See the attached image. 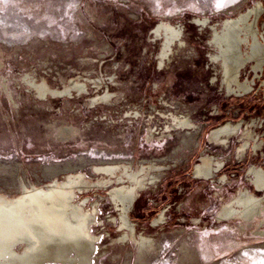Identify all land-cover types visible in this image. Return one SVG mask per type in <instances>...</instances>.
<instances>
[{
	"label": "rangeland",
	"instance_id": "374dc122",
	"mask_svg": "<svg viewBox=\"0 0 264 264\" xmlns=\"http://www.w3.org/2000/svg\"><path fill=\"white\" fill-rule=\"evenodd\" d=\"M261 4L0 0V202L20 198L26 185L43 190L44 211V203L56 210L59 189L82 178L89 188L74 186L73 205L92 218L91 264H264V198L250 221L219 218L247 188L264 196L250 174L264 169V70L247 58L245 31L234 91L212 57L220 53L214 29ZM161 21L182 31L163 58L165 32L153 33ZM257 26L264 41V9ZM258 73L253 89L239 92ZM185 116L196 133L190 144L177 124ZM228 121L242 122L237 134L211 142L212 130ZM207 156L219 169L209 178L194 174ZM64 160L79 169L43 170Z\"/></svg>",
	"mask_w": 264,
	"mask_h": 264
},
{
	"label": "bare ground",
	"instance_id": "6f19581e",
	"mask_svg": "<svg viewBox=\"0 0 264 264\" xmlns=\"http://www.w3.org/2000/svg\"><path fill=\"white\" fill-rule=\"evenodd\" d=\"M231 8L236 9L238 7L234 4ZM263 9L264 6L261 4L258 7H254V10L243 13L237 19L226 20L222 32L214 29V42L220 47V53L212 57L214 62L218 61V59L222 60L225 73L223 79L229 92L236 89L233 83L238 82L241 63L243 62L244 64L245 60L243 59H246L240 54L243 41L240 36L241 31H245L247 35L251 36L250 55L247 58H254L259 66L264 61L262 46H260L261 49L255 47V43L258 45L260 42L257 21ZM251 12L254 14L252 22L249 20ZM198 22L201 25H206L207 20L198 18ZM163 31L165 32L166 40L163 45L162 58L169 53L172 41L180 38L182 34L181 29L161 21L153 32L154 34L156 33V36L158 34L156 39L162 37ZM245 39L248 41L247 36ZM239 87L240 92L245 90L246 85L239 84ZM174 119L177 120L176 118ZM177 124L184 127L183 131L186 130L184 132L185 141L186 144H190V140H194L196 136L195 131L190 130L193 127L191 120L185 116ZM241 125L242 122L236 124L230 121L224 122L212 130L210 135L211 142L223 143L227 141V137H233L237 134ZM248 143L246 142L240 147V152L247 149ZM181 146L182 144L178 146V149ZM214 162L209 156L203 157L202 162L195 167L194 173L206 178L211 177L220 167L218 163L214 165ZM2 166H5V164H0V169L3 168ZM152 168L153 170L157 169L156 166ZM74 169H79V166L71 160L52 162L43 168L46 174L50 175H57ZM250 171L258 190H264V169L251 167ZM131 177L133 181L139 183L138 173L131 172ZM146 178L152 181L155 179V174L150 173ZM74 186H77L80 190L84 187L89 188L88 182L82 178L75 182L74 185L72 183L65 184L59 189L60 193H56L59 195V199L56 201V208L59 209L56 210L44 203V211L42 209L43 190L38 188L30 190L26 188V185L20 198L13 202H6V200L0 202V264H41L51 260L74 264H91L90 258L95 247V236L89 234L88 227L92 218H89L87 213L82 214L77 211L78 207L73 205ZM127 193H129V190L125 189V194ZM51 194L54 193H49V195ZM117 196H123V194L118 193ZM128 198L129 196H126L123 202H126ZM263 198L264 196L259 197L247 188L228 204L224 205L219 218L221 220L240 218L250 221L262 213L261 204ZM47 202L50 203L51 201ZM52 211L61 214L52 215ZM20 243H24L27 246L23 253L15 251V247Z\"/></svg>",
	"mask_w": 264,
	"mask_h": 264
},
{
	"label": "flooded vegetation",
	"instance_id": "af4514ba",
	"mask_svg": "<svg viewBox=\"0 0 264 264\" xmlns=\"http://www.w3.org/2000/svg\"><path fill=\"white\" fill-rule=\"evenodd\" d=\"M259 41H260V42H259L258 45L255 43V47L261 49L260 46H262L263 51H264V41H262V40H259ZM261 44H262V45H261ZM255 47H254V48H255ZM254 48H253V50H254ZM253 50H252V51H253ZM255 66H256V68H258V69H257L258 72L263 71V70H264V61L262 62L261 66H259L258 63H256ZM259 76H260V73H258V74L255 76V78H254V82H250L249 84H246V83L243 84V85H246L245 90H243L244 93L247 94V93H249V92L253 89V85L255 84V82H256V80H257V78H258ZM262 87L264 88V80H263Z\"/></svg>",
	"mask_w": 264,
	"mask_h": 264
},
{
	"label": "water",
	"instance_id": "95a60500",
	"mask_svg": "<svg viewBox=\"0 0 264 264\" xmlns=\"http://www.w3.org/2000/svg\"><path fill=\"white\" fill-rule=\"evenodd\" d=\"M157 161V160H156ZM195 172V167H194V169H193V173ZM195 174V173H194ZM257 190H258V187H257Z\"/></svg>",
	"mask_w": 264,
	"mask_h": 264
},
{
	"label": "snow or ice",
	"instance_id": "6c2138e0",
	"mask_svg": "<svg viewBox=\"0 0 264 264\" xmlns=\"http://www.w3.org/2000/svg\"><path fill=\"white\" fill-rule=\"evenodd\" d=\"M220 6H223V5H222V3H221V5H220Z\"/></svg>",
	"mask_w": 264,
	"mask_h": 264
}]
</instances>
